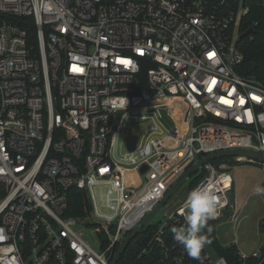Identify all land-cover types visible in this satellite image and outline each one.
Wrapping results in <instances>:
<instances>
[{"label":"built area","instance_id":"1","mask_svg":"<svg viewBox=\"0 0 264 264\" xmlns=\"http://www.w3.org/2000/svg\"><path fill=\"white\" fill-rule=\"evenodd\" d=\"M249 1L0 0V264H110L198 158L264 152V84L244 72L238 44ZM169 99L187 106L181 133ZM132 124L146 126L124 146ZM202 170L189 191L217 195L209 223H238L232 171ZM71 190L91 202L100 250L77 228L91 224L67 215ZM185 200L145 226L148 240L125 264H264V240L245 252L210 236L200 259L189 257L171 232L185 224ZM217 243L235 248L232 260Z\"/></svg>","mask_w":264,"mask_h":264},{"label":"rangeland","instance_id":"2","mask_svg":"<svg viewBox=\"0 0 264 264\" xmlns=\"http://www.w3.org/2000/svg\"><path fill=\"white\" fill-rule=\"evenodd\" d=\"M264 3V0H262ZM242 9V7H241ZM237 35V34H236ZM177 104V103H175ZM181 113H179L180 115ZM146 125H134L127 126V137L119 138V142L125 145L133 144L136 146L141 139ZM124 130V128L122 129ZM132 133V140H128V136ZM135 135V137H133ZM226 167L232 171L235 179L234 189L229 193L232 200H236L237 204L241 205L242 212L240 213V220L234 224L229 219L225 223L217 224L215 222V232L218 238H216L222 244L234 243L237 239L239 241V247L245 252H251L263 244L264 234L261 229V223L264 219V196H258L254 194L256 186H264V169L260 163L244 161L238 162L233 160L225 162ZM200 172L202 169L199 170ZM198 171V173H200ZM197 173V172H196ZM195 174V173H194ZM191 177L184 184V191L174 200V195L169 199L167 203L158 211V213L150 221L151 225L160 223L164 220V215L167 212L172 211L176 203L179 200L186 198L190 192ZM173 203L169 205L170 202ZM227 214V218H228ZM88 224L83 225L78 223L77 228L84 232L85 239L96 249L100 250L101 238L104 234L96 232L95 219H90ZM100 226V225H99ZM214 228V226H212ZM148 227H145L143 231H146Z\"/></svg>","mask_w":264,"mask_h":264},{"label":"trees","instance_id":"3","mask_svg":"<svg viewBox=\"0 0 264 264\" xmlns=\"http://www.w3.org/2000/svg\"><path fill=\"white\" fill-rule=\"evenodd\" d=\"M253 27L254 32L242 39H239L238 44L245 56L244 72L249 75H253L258 81L264 84V3L262 0H250L249 1V13L245 15L241 20L240 34ZM142 85H147L146 81V69L143 68L139 74ZM236 160V157H224L219 158L212 163L219 167L222 163ZM200 172V171H199ZM206 174L205 170L200 173H195L191 176L190 188L195 185ZM91 214V202L87 194L79 190H71L69 193V206L67 215L73 216L83 222H89V216ZM212 231L210 236L216 241L215 238V222L209 223ZM214 226V228L212 227ZM149 231H143L135 237L131 242L125 253L121 256L119 264H125L134 259L141 246L146 243L149 238ZM217 242V241H216ZM221 254L227 256L232 260L233 247H223L217 243Z\"/></svg>","mask_w":264,"mask_h":264},{"label":"clouds","instance_id":"4","mask_svg":"<svg viewBox=\"0 0 264 264\" xmlns=\"http://www.w3.org/2000/svg\"><path fill=\"white\" fill-rule=\"evenodd\" d=\"M254 194L264 196V186H256ZM183 208L185 224L171 228L173 239L189 257L199 260L202 250L212 243L209 221L219 215L220 202L213 191L198 187L188 193Z\"/></svg>","mask_w":264,"mask_h":264},{"label":"water","instance_id":"5","mask_svg":"<svg viewBox=\"0 0 264 264\" xmlns=\"http://www.w3.org/2000/svg\"><path fill=\"white\" fill-rule=\"evenodd\" d=\"M254 32V28L251 27L247 31L243 32L240 35V39L244 38L245 36L250 35ZM123 112H119V117H122ZM224 157H244L251 162L256 163H264V152L252 150V149H245V148H236V149H228L222 150L218 152L210 153L206 156L198 158L180 177V179L167 191L165 196L161 199V201L155 206V208L129 233L126 235L122 243L119 245L113 259L111 260L110 264H117L120 260L121 256L131 242L135 239V237L141 233L142 228L148 225L153 217L158 213V211L162 208V206L168 202V200L175 194H181L184 190V184L186 181L196 172H198L202 167L210 163L216 159L224 158ZM147 165H143L140 168V173H144L147 170ZM204 184V183H203ZM202 184V185H203Z\"/></svg>","mask_w":264,"mask_h":264},{"label":"bare ground","instance_id":"6","mask_svg":"<svg viewBox=\"0 0 264 264\" xmlns=\"http://www.w3.org/2000/svg\"><path fill=\"white\" fill-rule=\"evenodd\" d=\"M177 103V104H175ZM163 108L165 109L166 112H170V113H176V121L177 124H174V122L172 123V126L174 128H178V131H180V133L183 131L184 127L186 126V109L187 106H185L184 104H181L180 102L176 101V100H167L166 103L163 105ZM185 110V112H184ZM179 113H181L179 115ZM167 118L170 120V117L167 116ZM173 121V120H172ZM178 126V127H177ZM132 133H130V136H128V140H132ZM135 137V135L133 136ZM124 145V144H123ZM129 177L131 179H138L135 173L129 172Z\"/></svg>","mask_w":264,"mask_h":264}]
</instances>
